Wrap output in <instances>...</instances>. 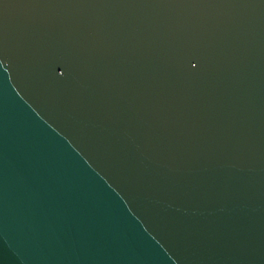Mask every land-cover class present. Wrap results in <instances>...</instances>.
<instances>
[{"label":"water","instance_id":"1","mask_svg":"<svg viewBox=\"0 0 264 264\" xmlns=\"http://www.w3.org/2000/svg\"><path fill=\"white\" fill-rule=\"evenodd\" d=\"M0 264H264V0H0Z\"/></svg>","mask_w":264,"mask_h":264}]
</instances>
